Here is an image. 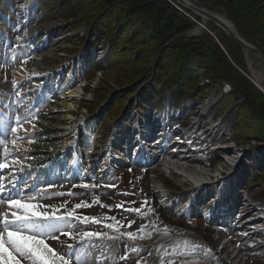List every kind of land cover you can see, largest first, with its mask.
<instances>
[{"label":"rangeland","instance_id":"obj_1","mask_svg":"<svg viewBox=\"0 0 264 264\" xmlns=\"http://www.w3.org/2000/svg\"><path fill=\"white\" fill-rule=\"evenodd\" d=\"M128 1L125 0L119 4L111 3L110 7L112 8H110V11L104 12V15H98L92 21H84V17L90 13H96L95 16L97 15L99 11L96 10V7L99 5L100 0H47L46 4L43 3L44 7L40 3L41 0H36L37 4L32 10L30 19L25 24L24 19L26 18L21 17V15H23L27 8L26 10L25 8L20 10V7H23V3L25 2L28 3V6H31L33 0H0V97H3L0 99L4 100L5 98L7 100L5 102L0 100V121L4 122L0 124V128H3V132L6 133L8 127L13 125L15 116H19V106L22 105L20 104L21 99L19 95L11 91L9 83L11 77L10 69L11 67L13 69L16 68L13 65L16 63L28 65L27 63L33 64L38 61L50 69L49 74L42 76L43 78L48 76L46 79L53 83L61 79L63 84L58 94L61 98L58 99L55 95L50 101L52 103L54 99L56 101H66V96L71 91L68 92L64 87L66 84L64 81L68 79L71 73L67 71V68H69V64L67 65V63L70 62L69 59L76 57L83 47L86 48L87 53L91 54H87V56L92 58L93 53H96L98 55L97 58L100 57L99 55L105 58L102 60L104 64L103 69L88 73V86L85 89V95L75 99L72 98L74 106L78 110L76 117L81 115L86 116L90 118L89 123H93V127H91L92 134L89 133V137L92 138L90 151L94 153L99 151L100 153V159H98V169L100 172L96 176L100 177L101 175V178L96 181L87 180L86 183L92 184L99 181L101 186L96 189L89 188L86 190L73 181L43 182L39 184L40 189L33 192H37L41 197L48 198H41L36 202L41 207L51 206L48 208L49 211L56 209L59 214H65L66 210L72 209L74 205L86 201L92 206L77 209L76 213L78 215L98 217L102 219L103 223H114V221L104 220L103 218L115 217L116 221H119L123 225L119 231L135 232L137 236H144L143 239L149 238L148 233H151L155 226L156 231L151 234L150 239L161 240L169 238L157 242L155 247L142 243L140 239L136 241L126 237L111 247L108 246V243H104L99 249L92 250V253L96 252L102 261L107 258V264H137V261H139V264H159L158 256H163L165 264H167L168 259H173L171 255L172 247L170 245L191 249V244L185 245V241L196 242L202 246L196 249L195 252H192L191 257L208 255L209 253H206L205 250L210 249V255L218 258L221 257L228 264H264V257L250 256L249 252L241 248L244 244H250L251 240L245 239L247 236L244 240L238 239L240 242L235 241L230 243L228 241L232 238V235L229 233L223 235L213 229V224L215 223L213 219L190 217L188 215L189 220L180 224L179 221H182L181 217H185L186 215L182 205L176 202L167 206L162 204V198L168 194H174L182 198L179 195L184 194L182 193L185 190L184 188H188L190 185L186 183L190 178L185 180L174 169L161 168V166L151 168L137 165L133 169L129 166L123 167L118 165L115 158L111 159L110 151H107L109 147L112 150L114 149L112 147L115 139V137L113 138L114 127L108 135L109 141L105 143L101 137L102 133L110 127V122L114 125L117 122L118 118L115 115L118 111L123 110L127 105L129 107L133 106V108L142 105L139 103V93L141 103L144 104L143 106L151 108L150 111H152V106L156 102L154 104L149 102L147 97L154 92L153 94L156 95L154 101L159 100L160 87L158 84L159 79L152 80V84L150 85L148 78L149 76L150 78L152 77L151 73L154 71L153 62L158 52L161 56L159 61L160 67L164 64H167L166 68H169L167 66H171L169 71L174 69V73L181 75L180 81L184 80L185 83L194 88L187 96H191L190 98L197 100V97L202 95L203 99L201 100L203 102H200L201 104L199 103L198 105L202 107L200 112L204 115L203 126L215 128L222 123L220 126L223 128L221 133L225 134V138L221 139L219 136L218 140H214L213 143L221 144L225 142L224 146L232 148V150L230 149L231 151L226 150L227 148L218 151L215 154L217 157L213 158L217 161L212 162L210 165L207 164L206 160L215 152L209 148L208 153L202 152L205 156L207 155V159H204L205 157L202 154L204 162L196 166L205 173L204 175L207 177L205 181L220 173L221 168H225L231 172L229 167L237 164L236 168L238 169V165L240 166V162L243 160V153L246 151L248 152L246 153L248 155L244 158L246 159V164L242 167V172L240 173L239 171V176L242 175V177H240V185L238 184L237 189L242 194V197L248 200L253 198L258 200V202L264 203V159L262 161V156L257 154L259 150L264 151V140L261 139L264 137V93L263 90L257 87L254 80V76L258 74L264 79V63L262 59L256 53L246 52L242 49L234 39L214 22H206L194 13L179 8L174 0H152V3H155L154 7L165 12L166 17L163 23H158L153 16L154 11L148 14L147 17L133 16L126 11V9L129 10ZM161 1H165L167 4ZM191 1L198 6L205 7L227 17L233 23L235 30L244 39L258 47L261 51L262 49L264 50V0ZM207 1L211 2L208 4ZM7 3H9V7L6 8ZM73 4L82 8L80 15L84 14L76 18L63 17L62 15H64L66 6ZM94 10L97 12H94ZM2 11L8 12L7 18L2 15ZM183 11L186 14H182ZM119 17L122 20L117 22V18ZM4 19H6L5 22ZM171 20L183 21L184 25L188 28L185 29L186 31L170 37L171 40L166 41L167 46L161 53L159 46L161 41H158L160 38L159 34L166 29L165 34H167L168 28H165V25L170 23ZM104 22L107 23V26L102 27ZM47 25L56 26L55 31L47 33V41L42 42L40 50L31 51V49H35L37 41L40 43L41 41L39 40L45 35V32H42L40 35L30 38L32 29L36 26L41 29L50 27ZM98 25L102 29L100 32L96 30ZM29 29H31L30 32ZM105 29L108 34H104L106 33ZM116 29H119L117 36L118 47L114 49L112 48V44L116 40L114 33ZM98 35L100 36L98 37ZM193 36L197 37L184 43L185 39ZM178 41L183 43L184 49L181 46L179 48L175 46V43ZM196 42L202 43L208 51L214 53L223 66L226 68L230 67L231 75L233 74V76L227 74L223 77L226 76L229 81L235 80L236 84H238V77H242L246 87H249L250 91H255L256 96L249 95L244 101V98L239 95L238 91L235 93L231 90L226 92L228 81L220 82L213 79L211 76L213 73L212 68L208 69L206 67L207 62L205 60L202 61L188 49L190 44ZM52 43L56 44L52 45ZM89 43L91 44L90 47H88ZM52 48L55 49L54 58H37L38 56L46 55ZM106 50H109L108 54H106ZM136 52H141L137 58L135 57ZM13 57H15L14 60ZM133 67H139L140 69L137 70ZM160 67H157L158 71L162 70ZM59 69L62 71H58ZM134 73L136 74L133 76ZM11 74L13 75V72ZM185 74L188 75L186 76ZM262 82L264 83V81ZM25 86L27 87V85ZM46 93H49V90ZM164 95L168 96L169 93H165ZM51 103L47 104V107L43 110L44 113L49 110L48 106H51ZM108 108L112 110V114L111 112H108V114L104 112L108 111ZM93 114H95V117L98 115V118H93ZM96 121L97 123H95ZM56 122H59V120H56ZM97 126H99L100 141L95 138ZM41 136L42 134L39 133L37 138L32 141H39ZM203 136L205 138L197 137L200 140L202 139L201 141H203L204 145L211 142L213 138V135L210 137L204 134ZM14 138V134L8 133V139ZM9 141L8 147L12 149ZM88 141L87 143L89 144ZM106 144H110V146L106 147ZM10 152V155H12V151ZM240 155L241 158L238 159ZM11 160L14 161L15 159ZM7 162L9 163V161ZM62 166L63 168L67 167L66 164H62ZM12 169L13 167H10L11 171ZM215 172L216 174H214ZM104 185H115V187L109 188L104 187ZM69 192L76 195H69ZM160 195L162 196L160 197ZM97 198L100 203L94 204L93 201ZM145 200L147 201V205H143L142 203ZM121 203L124 205L123 208L115 207ZM174 203L178 205L176 212L173 210ZM129 207L141 208V211L147 213V215L141 217L136 213L125 211ZM149 209L153 211L149 212ZM5 211L10 213L12 209H9L7 205H0V213ZM234 212L231 213V217H233ZM129 220L134 221L131 228L127 227ZM142 224L147 225L145 233L137 231ZM230 224H233L232 227L236 226L235 223L230 222ZM166 226L170 229L169 232H165ZM217 227L222 226L219 224ZM84 228L86 231L90 229L92 231L101 230L100 225L91 223L85 227H81V229ZM246 229L249 228L246 227L243 231H246ZM103 230L106 232L111 231L109 229ZM238 230L239 228L237 227L236 231ZM60 240L64 243H59L53 239H47L46 243L60 252H65L67 250L68 237L66 239L65 236H61ZM70 241L69 243H73L72 240ZM125 244L128 245L127 248H125ZM250 245L254 246L255 244ZM255 246L257 247L255 250H259L258 247L262 246L261 242H258ZM133 248H139L141 251L134 252L132 251ZM124 255H127L128 258L120 259ZM201 258L197 259L196 264L206 263ZM175 259L176 264H180L179 258Z\"/></svg>","mask_w":264,"mask_h":264},{"label":"bare ground","instance_id":"obj_2","mask_svg":"<svg viewBox=\"0 0 264 264\" xmlns=\"http://www.w3.org/2000/svg\"><path fill=\"white\" fill-rule=\"evenodd\" d=\"M187 1L191 3L192 5L186 4V7L181 6L182 8H186L187 11L191 13L195 12V14L197 13L198 15H201V17H203L206 22L210 21L208 20V17H206L197 8H195V5L197 6V4L193 3L191 0H187ZM175 2L178 4L183 3L181 0H176ZM183 4L185 5V3ZM216 15L232 31H235V27L233 23L229 21L227 17L223 16L222 14H217V13ZM47 26H50V27L41 29L38 26H36L35 28L32 29L31 36L29 37L33 38V37H36V35H40L42 32H45L44 36H42L43 34L41 35L42 37L40 36L41 39L39 41H41L40 43H42L43 41L44 42L47 41V38H46L48 37L47 33L48 32L51 33L55 31L56 29V26L54 25L53 26L47 25ZM217 26L223 29L220 25H217ZM117 32H119V30H117ZM37 43H36L35 48L38 50L39 49L38 46L40 43L38 44ZM55 44L52 43V45H55ZM54 50L55 49L52 48L49 53H47L44 56L43 55L38 56L37 58L46 57V58L52 59L55 56ZM97 52H100V51H97ZM87 54L91 55L90 53H87ZM49 70L50 69L47 66H44V64H41L38 61L34 62L33 64H28V65L21 64L20 66H16V68H14L12 71L14 75V78H13L14 89L17 90L20 86L27 85V83H29L30 81V75H34L38 73L41 76H46L49 74ZM254 80H255L257 87L263 90V93H264V83L262 82L264 81V79H262V76L259 74L255 75ZM24 94H26V91L24 92ZM79 94H80V88L76 87L75 89L71 90L69 94L66 96L67 97L66 101H56V99H54L53 102L51 103V106H48L49 110L45 113L42 112L40 114L41 117L38 119V122L36 124L38 135L39 133L42 134L39 141H34L33 143H30L29 140H27L24 144L17 142V144L14 145L13 150H12V155H10L11 154L10 152V154L7 156L6 159H10V161H12L11 159H15L13 152L16 151L19 153V157L22 163L15 162L17 166L13 167L11 173L5 174L3 172L4 177L0 176V178L2 179V183L5 185L6 189H9L12 187V182L14 180L16 181V187H17L20 181L23 179V177L25 175H30V174L32 175L35 174V176H37L38 173L43 174L45 179L47 180H52L54 178H58L59 176L60 177L65 176L67 174L71 176L72 178H74L78 174L77 172V169H78L77 161L78 160L79 162L81 161L83 162L82 165L87 175H91L90 177H95L96 175H99V172H100V170L98 169V159H100L99 151L95 153L90 152L89 154L84 156L83 154H81V143L79 144L78 142L79 139L77 137V131H78L77 125L83 122L85 120V117L82 115H81L82 117L81 116L76 117L78 110L74 106L75 104L72 98L75 99L79 97ZM56 98L60 99L61 96H56ZM200 102L201 103L203 102L200 98H197V100L192 99L190 97L186 98V102L184 106L182 107L183 110L181 114L177 113L176 110L173 111L171 108H169L168 110L164 108L165 111H163V113H165V116L163 117L162 114H160L158 117L154 118V120L152 121L154 124V130L156 133H160L163 130L162 126L164 122H165L166 127H169V134L163 140V143L166 144V146L162 147L163 148L162 154L163 156H166V158L163 161V165L165 166L168 165L169 167H173L176 173L180 174L181 177L183 176L185 180H188L190 178V180L186 181V183H189V184H191V179L196 182L204 181L207 179V177L204 175L205 173L199 167L196 166L199 163L204 162L203 159H199L198 152L201 151L204 153L205 152L208 153L209 145L213 143L214 140L217 141L218 140L217 138L219 136L221 139L225 138V134L221 133L223 130V128L220 127L222 123H220L221 125H218L215 128L214 127L208 128V127L203 126L204 115L201 114L200 112L202 109V107L198 105ZM187 113H190V117L187 119V122H189L190 125L192 123L191 128L195 126L196 127L200 126V128L203 129V133H202L203 135L206 134L207 136H210V137L213 135L211 142H208L206 145H204L203 141H201L202 139L200 140V138L197 137L194 133H191L189 139H192L193 143L199 148L197 151L192 152V153H188L189 151L185 153L183 151L178 150V148L176 149L178 145H176V143L172 140V135H171V133L175 132L174 130L175 124H178L181 122L180 120L181 118L177 119L175 118V116L180 114L181 117H184ZM125 117L127 120L134 117L133 110L130 109V111L127 113ZM56 120H59V122H56ZM125 122L127 121L125 120ZM109 126L110 127H108V130L104 131L101 135L102 140L105 143L109 141L108 135L110 134V131H112L113 127L115 128V125L112 122H110ZM119 133H120V130L116 131L114 144L112 147L114 148L113 150L117 153V156L115 157L117 164L121 165V163L123 162L130 161V160L132 161V159L126 158L131 153V151L135 150V152L144 153L145 149L144 148L137 149L135 147V143L133 141H130V138H131L130 134L125 137L126 142L124 143V140H123L124 136L121 135L120 137L121 140H120V138H118ZM68 138L69 140H64ZM103 147L105 146L103 145ZM180 147L182 146L180 145ZM230 149L232 150V148H227L226 150L229 151ZM220 150H225V148H222ZM25 151H27V154H23ZM0 152L2 153L3 157H5V155L3 154V150H0ZM246 153L248 152L245 151V153H243V160L240 162V166L238 165V169L236 168L237 164L229 167L231 170L232 176L225 175L227 178L226 181H224V179L222 178V181L219 184V187L214 185V186H211L209 189V193H213V197L216 198V207L222 209L225 212V215L223 216L222 219L236 224V226L234 227L228 225L230 228L227 230L232 233H235V231L237 230V227L239 228L237 232L245 230L246 227L249 228L250 222L247 220H250L249 217H251L253 213L252 205L250 203L251 201L246 199L245 197H242V194H240V191L237 189L240 177H242V175L239 176V171L241 173L243 170L242 167H244L246 164L245 162L246 159H244L248 155ZM253 153H256V152H253ZM257 154L262 156V161H263L264 151L259 150ZM240 158H241V155L238 157V159ZM29 160H32V164L28 163ZM7 161L8 160H6V162ZM62 164L67 165V167L66 166L64 167L66 169V171H64L65 173H62L64 169ZM29 165L31 167H28ZM21 167L24 168L23 172L20 171ZM3 171H6V169H4ZM88 178L89 177H86V179ZM96 178H99V177L96 176ZM34 179L35 177L33 176L29 180V183L31 185L34 183ZM233 211L235 212H234L233 217H231L230 215ZM244 215L246 218L244 217ZM219 224H221L222 227L224 226L222 223H218V225ZM245 239L251 240L250 244L252 245L254 244L257 245L258 242H261L262 246L258 247L259 250H261L264 247V244L262 243V241L264 240V232H260V233L249 232V235ZM239 240L231 239L228 242L233 243ZM225 248L227 247L225 246Z\"/></svg>","mask_w":264,"mask_h":264},{"label":"snow or ice","instance_id":"obj_3","mask_svg":"<svg viewBox=\"0 0 264 264\" xmlns=\"http://www.w3.org/2000/svg\"><path fill=\"white\" fill-rule=\"evenodd\" d=\"M14 59L15 57H13ZM25 120L26 118L15 116L13 125L8 127L4 136H0V147L3 148L5 157L10 154L8 133L15 136L12 140L13 145L17 144L18 141H23L24 137L15 134L18 133V129H23ZM3 123V121H0V124ZM29 142L33 143L34 141ZM13 154L15 156L14 162L22 163L19 153L14 151ZM8 167H10L8 162H0V170ZM28 167L31 166L29 165ZM20 171L23 172L24 168L21 167ZM79 186L87 190L89 188L96 189L101 185L97 181L92 184L83 183ZM104 187L111 188L115 187V185H104ZM68 194L72 196L76 195L71 192ZM41 198L48 197H41L37 192H33L30 187L26 191L17 189L15 180L9 189H6L5 185L0 182V205L6 203L7 207L12 209L10 213L7 211L0 213V264H88L92 250L99 249L104 243H108V246L111 247L118 241L124 240L125 237L131 240L144 238V236H137L135 232L119 231L123 225L119 221H116L115 217H104V220H111L114 223H103L102 219L98 217L78 215L76 213L77 209L92 206L86 201L74 205L72 209L66 210L65 214H59L56 209L49 211L48 208L51 206L41 207L36 202ZM93 203L100 202L97 198ZM142 203L143 205H147L146 200ZM115 207L123 208L124 205L121 203ZM125 211L136 213L141 217L147 215V213L141 211V208L129 207ZM151 211L153 210L149 209V212ZM89 223L100 225L101 230L84 231L81 234L79 229ZM133 223L134 221L129 220L127 227L131 228ZM103 229L111 231L106 232ZM146 229L147 225L142 224L137 231L145 233ZM169 231L170 229L166 226L165 232ZM61 236H66L73 241V243L66 245L67 250L65 252H60L46 243L47 239L64 243L60 240ZM148 236L151 238V233H148ZM184 243L185 245L191 244V249L170 245L172 247L171 255L173 259H168L167 264H176L175 258L177 257L180 260V264H196L198 258L191 257V253L202 246L199 243L191 241H185ZM124 246L125 248L128 247L127 244ZM132 251H141V249L133 248ZM210 251V249L205 250L206 253H210ZM127 258V255L120 257V259ZM157 259L159 260V264H165L163 256H158ZM97 264H107V258L103 261L98 260ZM137 264H139V261H137Z\"/></svg>","mask_w":264,"mask_h":264},{"label":"trees","instance_id":"obj_4","mask_svg":"<svg viewBox=\"0 0 264 264\" xmlns=\"http://www.w3.org/2000/svg\"><path fill=\"white\" fill-rule=\"evenodd\" d=\"M122 1H125V0H100L99 5L96 7V10L99 11L97 13V15L95 16L96 13H90V14H88V16H85V17L83 16L84 19H85L84 21H89V20L92 21L98 15L99 16L104 15V12H107L108 10L110 11V8H112V7H110L111 3H117V4H119ZM153 1H157V0H153ZM161 2H164V4H167V2H165V1H161ZM210 2L207 1L208 4ZM40 3L42 5H43V3L46 4L47 3V0H41ZM154 5H155V3H152V0H129L128 1V8H129V10L126 9V11H128L133 16H143V17H147L148 14H151L154 11V15L153 16L155 17V19L158 21V23H163V21H165V17H166L165 12L164 11H161V10H158L156 7H154ZM43 7H44V5H43ZM81 9L82 8L79 7L76 4L68 5L64 9L65 10L64 11V15H62V16L65 17V18H76L78 16L80 17V16H82L84 14L83 13L82 15H80L82 13ZM103 9H104V11H102ZM96 10H94V12H97ZM123 10H125V9H123ZM178 10H179V8H178ZM182 14H184V13H182ZM117 19H118L117 22H120V20H122L121 17H119ZM171 19H173V18H171ZM95 24H96V22H95ZM106 24L107 23L104 22L102 24V27H104ZM184 24L185 23L183 21L178 22V21H175V20H171L170 23H168V24L165 25L166 26L165 28H168V32H167V34H165L167 29L164 32H161L159 34V37L160 38L158 40L159 42L161 41V43L159 44L161 53L163 52V49L167 46L166 45V41L171 40L170 37H174V36H176V34L178 35V33L183 32V31H186L185 29L188 28V27L185 26ZM163 26H162V29H163ZM96 30L98 32L102 31V29H100L99 25L96 27ZM117 30H119V29H116L114 31L115 35L117 34L115 36L116 40L112 44V48H114V49H117V47H118L117 46V44H118V39H117L118 32H117ZM105 31H106V33H104V34H108L106 29H105ZM100 35H98V37ZM196 37L197 36H193V37H190L188 39H185V42L183 41L184 39L181 40V41H183L184 43H186L187 40L190 41L192 38H196ZM181 41H178L177 43H175L176 44L175 46L178 47V48H179V46L183 47V43ZM94 42H96V41H94ZM152 46H154V44H152ZM188 47H189L188 49L191 50L192 53H194L196 56H198L202 61L205 60L207 62V64H206L207 66L206 67L208 69L209 68H212L213 73L211 74V76H212L213 79H215L217 81H220V82L228 81L227 83L231 86V91L234 92V93L238 91V93H240L239 95L244 98V101L246 100V98L249 95L250 96H256L255 95V91H250V89H248L249 87H246L244 81L242 80V77H240V76L238 77V79H239L238 80V84L235 83V80L234 81L233 80L232 81H229V79L226 76L223 77L224 75H227V74L230 75V76H233V74L231 75V69H230V67H227L226 68L225 66H223V64L218 60V58L215 56V54L212 53V52H210V51H208L204 47V45L202 43H198V42L192 43ZM183 49H184V47H183ZM262 51L264 52L263 49H262ZM140 53L139 52H136L135 53V57L137 58ZM160 59H161L160 53L158 54V52H157V57L155 58V60L153 62L154 71H152V73H151L152 77L150 78V76H149V78H148L149 79L148 80V83H150V85L152 84V80H154V79L158 80L159 79L158 80V84H159V87H160V89H159L160 96H159L158 99L159 100L162 99L163 96H164V94L167 93V92H170L173 95V98L178 99V100L179 99H184V98L186 99V98L191 97V96H187V94H189L190 91L192 89H194V88L191 85H189L188 83H185L184 80L180 81L181 75L178 74V73H174V71H173L174 69H172L171 71H169L170 70L169 68H171V66H167L169 68H166V65L167 64H164V65L162 64L163 66L160 67L161 66V64L159 62ZM103 67H104L103 62H99V63H96L95 65H92V67L90 68V71L95 72L97 70L103 69ZM157 67L162 68V70L161 71L160 70L158 71ZM133 68H136L137 70L140 69L139 67H133ZM135 74L136 73H134L133 76ZM185 75H188V74H185ZM153 93H151L150 96L147 97V99H148L149 102H152L156 98V95L153 94ZM197 98L203 99L202 95H199ZM139 103L142 104V105H144L143 103H141L140 93H139ZM121 111H122V109L120 111H118L116 115L115 114H113V115L117 116ZM104 112H107V114H108V112H111V114H112V110L111 109L109 110V108H108V111H104ZM261 139L264 140V137L261 138ZM183 222H187V221H185V220L179 221L180 224H183ZM140 240H141L142 243H144V244H146V245H148L150 247H153L156 244V242L158 241V240H152L150 238H148V239H140ZM207 263H209V264H228L224 260H222L220 258H216V257H210V258H208L206 260V263L205 264H207Z\"/></svg>","mask_w":264,"mask_h":264},{"label":"water","instance_id":"obj_5","mask_svg":"<svg viewBox=\"0 0 264 264\" xmlns=\"http://www.w3.org/2000/svg\"><path fill=\"white\" fill-rule=\"evenodd\" d=\"M181 1L183 3H185V5L183 3L182 4L179 3L180 6L186 7V4L192 5L187 0H181ZM195 8H197L202 14H204L206 17H208V20L213 21L217 25H220L228 33V35L232 39H234L242 47V49H244L245 51H248V52H254L257 55H259V57L262 59V61L264 63L263 52L258 47H256L252 43H250L248 40L244 39L236 30L232 31L225 23H223V21L216 15L215 12H213V11H211L205 7L198 6V5L197 6L195 5ZM194 14H195V12H194ZM195 15L201 17V15H198L197 13ZM201 18L203 20H205L203 17H201Z\"/></svg>","mask_w":264,"mask_h":264}]
</instances>
